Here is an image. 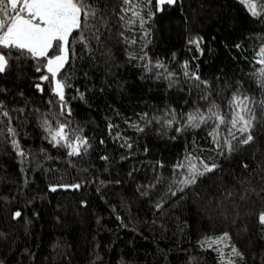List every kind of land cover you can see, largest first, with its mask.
<instances>
[{
  "label": "trees",
  "instance_id": "1",
  "mask_svg": "<svg viewBox=\"0 0 264 264\" xmlns=\"http://www.w3.org/2000/svg\"><path fill=\"white\" fill-rule=\"evenodd\" d=\"M87 2L99 11L69 37L64 101L44 59L1 50L0 264H264V14L240 0H133L141 24L121 0ZM237 95L257 119L247 145L219 125L229 153L209 135L215 119L193 128L188 116L230 119ZM62 124L78 155L51 141ZM189 154L217 167L183 185Z\"/></svg>",
  "mask_w": 264,
  "mask_h": 264
},
{
  "label": "snow or ice",
  "instance_id": "2",
  "mask_svg": "<svg viewBox=\"0 0 264 264\" xmlns=\"http://www.w3.org/2000/svg\"><path fill=\"white\" fill-rule=\"evenodd\" d=\"M121 2L123 5L128 6L123 9V12H132V15L139 19L141 24L144 23L140 12L136 10L138 5L134 4L133 0H121ZM175 2L176 0H158L160 5L165 3L173 4ZM240 3L245 5L248 12L254 17L264 14V2L259 4V10L257 3L253 2V0H240ZM98 11L99 9L90 5L87 0H0V50L14 49L21 54L28 53L34 58L44 59L46 61L44 67L53 78L49 83L51 85L54 81L53 91L60 101H64L65 84L61 79H56V77L69 60V37L74 31L79 32L82 25L88 26L89 19L96 20ZM12 13H15V15H12ZM120 19L123 21L125 19L124 15H121ZM100 20H103V17H100ZM127 22L132 24L136 21L129 20ZM104 26L106 27L107 25L105 24ZM98 32L99 29H95L93 33L97 40L99 39ZM80 36L83 43L82 33H80ZM132 43H135V41H132ZM191 43H195L199 47V41L193 40ZM53 49L56 50V54L49 57V52ZM262 54H264V50H262ZM7 65L6 54L0 51V73L5 71ZM157 66L163 67V65ZM39 70L38 68L37 71ZM185 74L187 75V73ZM261 76L264 77V72L261 73ZM41 79L49 80V76L44 75ZM195 79L199 80L200 77L195 76ZM37 87L39 88L40 86L37 85ZM81 99H83V94H81ZM229 103L234 109L230 119L226 118L218 110L214 111L213 108H210V115L207 118L200 114H189L188 125L198 128L201 124L206 123L208 119H215L218 123L214 126V131L210 132L209 135L212 137L213 143L217 148H224L231 153L234 151V148L230 139L226 137L224 145H221L219 142V125H230L228 127L229 136L232 139H239L240 144L247 145L254 140L252 129L255 126L254 122L257 118L252 109L255 101L250 97L233 96ZM260 104L264 107V101H261ZM61 107L62 110L70 112V109H67L66 105L62 104ZM3 115L7 116L8 114L4 112ZM65 128L66 125L62 124L54 133L49 129L51 141L55 145L63 144V146L69 147L71 149L69 155H78L79 147L76 143L68 142V133H66ZM237 132L243 137L242 139L236 136ZM75 141L80 146L87 145V141L80 139V137H75ZM196 159V157L189 154L185 158L186 163L181 162L177 164V168L187 166L189 173L188 177L180 181L181 184H194L198 175H204L217 167L216 164L209 166L201 161L203 171H200L193 162ZM244 167H247V165H244ZM75 187L78 188L79 185ZM52 190L55 191V189ZM20 215V212H16L14 218L20 217ZM259 223L264 225V213L260 214ZM227 239L228 234L225 233L224 236L210 242L206 241V243L211 247L212 244L223 243ZM232 251L237 256L241 255L235 248Z\"/></svg>",
  "mask_w": 264,
  "mask_h": 264
},
{
  "label": "rangeland",
  "instance_id": "3",
  "mask_svg": "<svg viewBox=\"0 0 264 264\" xmlns=\"http://www.w3.org/2000/svg\"><path fill=\"white\" fill-rule=\"evenodd\" d=\"M12 15H15V13H12ZM0 51H1V50H0ZM51 56H52V55L49 54V57H51ZM45 75L52 77L51 74L48 73V71H47V73H46ZM56 79H59L58 74H57ZM64 96H65V88H64Z\"/></svg>",
  "mask_w": 264,
  "mask_h": 264
}]
</instances>
